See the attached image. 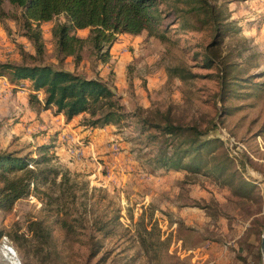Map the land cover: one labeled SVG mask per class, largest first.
<instances>
[{"label":"rangeland","instance_id":"374dc122","mask_svg":"<svg viewBox=\"0 0 264 264\" xmlns=\"http://www.w3.org/2000/svg\"><path fill=\"white\" fill-rule=\"evenodd\" d=\"M214 1L233 26L219 53L241 71V84L225 101L219 96V60L205 62L212 24L201 23L202 11L188 12L191 3L164 0L158 8L167 40L146 32L121 34L107 63L89 45L80 60L62 59L51 31L59 19L43 24L41 60L107 81L127 117L102 128L85 125L87 113L74 120L64 144L59 141L60 154L54 146L49 153L69 184L59 186L61 173L57 184H40L10 211L0 209V264H264L252 227L254 219L264 218V0ZM3 8L14 10L7 0ZM21 34L16 20H0L1 62H34L29 55L36 56V49ZM77 34L87 37L89 29ZM175 68L195 75L183 80ZM28 96L10 97L21 106L22 100L33 102ZM23 112L0 109V151L38 156L37 147L50 142L46 129L24 130ZM168 115L208 130L202 139L219 141L207 153L209 167L226 152L234 158L232 171L214 175L207 168L162 166L159 156L169 143L151 141L140 121L161 122ZM243 181L256 187H241ZM35 221L43 223L45 242L30 229Z\"/></svg>","mask_w":264,"mask_h":264},{"label":"trees","instance_id":"16d2710c","mask_svg":"<svg viewBox=\"0 0 264 264\" xmlns=\"http://www.w3.org/2000/svg\"><path fill=\"white\" fill-rule=\"evenodd\" d=\"M4 1L0 0V20L6 15L16 20L22 30L21 36L32 42L37 55H29L34 60L32 63L0 61V77L6 76L16 88L25 84L33 102L39 103L44 109H55L57 114H64L67 122L85 113L89 117L85 118L84 124L92 128L120 124L126 119L127 113L116 91L107 81L99 77H87L78 71L41 60L45 51L43 24L59 19L51 31L56 53L62 59L73 56L80 60L82 52L89 45L96 59L107 63L111 59V48L121 34L139 35L146 32L167 40V26L165 27L158 8L164 0H7L14 9L11 13L4 10ZM181 1L191 3L187 10L190 13L202 11V24H212L213 39L206 47L205 62L215 65L219 60V96L225 101L232 95L236 85L241 84L237 79L241 71L237 69L236 63L223 60L219 53L220 46L233 26L231 22L222 19L223 13L216 1ZM84 29H89L87 37L79 36L77 31ZM183 71L175 68L173 73L183 80L195 75ZM40 94H43L42 98ZM163 117L161 122L144 117L140 121L142 133H147L151 141L164 139V142L169 143L159 156L162 166L167 169L189 168L196 172L207 168L214 175H227L232 171L234 158L226 152L215 156L214 163L209 167L207 153L219 141L211 138L203 140L202 136L207 135L208 130L176 123L170 115ZM50 139L54 141L55 135ZM52 147L53 144L50 143L40 144L36 149L38 156L34 155V151L23 155L20 151H0L1 210L10 211L16 201L39 189L40 184H57V176L61 173L59 186L69 184L70 177L51 165L53 157L49 153ZM241 183V187H256V183L249 181ZM252 227L261 243L264 218L254 219ZM30 229L41 240L46 241L48 235L44 233L42 222H33ZM258 255L262 259L261 247Z\"/></svg>","mask_w":264,"mask_h":264},{"label":"crops","instance_id":"0c3cea01","mask_svg":"<svg viewBox=\"0 0 264 264\" xmlns=\"http://www.w3.org/2000/svg\"><path fill=\"white\" fill-rule=\"evenodd\" d=\"M20 89H21L20 87L16 88L13 84H11L9 79L6 76H1L0 77V109H2L3 111L6 110L8 113L12 109H15V108H19V110H23L24 112L22 113V117H21V120L25 121L23 124V129L25 130L24 127H26L28 131H32V129H35V127H37V129H43V131L44 129H46L44 132V134L46 135H44V137L45 139H49L50 142H47V143L53 144L54 146L53 149H55V153L59 155L60 152H58V150L63 149L62 146L59 148V144H60L59 141L64 144V140L62 136H65L66 134L70 133V130H68V128L71 127V124L74 122L76 118H79L83 114L67 122L64 114H57L55 112V109H44L42 107H41V110L37 109L35 107V104L31 102L30 99L28 103H25L24 100H22L21 106H18V104H16L15 101L14 102L11 101L12 99L10 96L12 94H16L17 96H20V95L28 96L29 94L28 89L25 92L21 91ZM2 91H5L6 94L3 95ZM40 98H42V95H40ZM39 106L41 105L39 104ZM47 112H50V113L54 112L55 116L46 117L48 116ZM32 119H34L35 121L32 122L31 125L26 123L28 120H32ZM47 127H53L54 131ZM59 128L62 129V133L60 135L58 132H56L57 129ZM94 131H96V129H94ZM54 135H55V140L51 141L50 137Z\"/></svg>","mask_w":264,"mask_h":264},{"label":"water","instance_id":"95a60500","mask_svg":"<svg viewBox=\"0 0 264 264\" xmlns=\"http://www.w3.org/2000/svg\"><path fill=\"white\" fill-rule=\"evenodd\" d=\"M262 253H263V258H264V234L262 237V245H261Z\"/></svg>","mask_w":264,"mask_h":264},{"label":"built area","instance_id":"2783aa9c","mask_svg":"<svg viewBox=\"0 0 264 264\" xmlns=\"http://www.w3.org/2000/svg\"><path fill=\"white\" fill-rule=\"evenodd\" d=\"M25 91H27V90H25ZM25 91H23V92H25ZM65 136H67V135H65ZM68 138H69V137H68ZM63 140L65 141V138H64V137H63ZM72 152H73V151L70 150L71 156H72ZM84 153H85V152H84V148H83V157H84Z\"/></svg>","mask_w":264,"mask_h":264}]
</instances>
